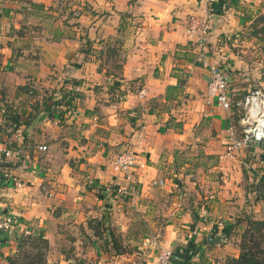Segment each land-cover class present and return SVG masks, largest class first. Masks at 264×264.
I'll list each match as a JSON object with an SVG mask.
<instances>
[{
  "label": "crops",
  "instance_id": "obj_1",
  "mask_svg": "<svg viewBox=\"0 0 264 264\" xmlns=\"http://www.w3.org/2000/svg\"><path fill=\"white\" fill-rule=\"evenodd\" d=\"M211 6L199 46L185 19L203 0H0V145L19 150L0 154V214L17 221L0 231V264L23 230L55 250L75 227L83 235L58 264H157L159 250L189 239V264L238 256L243 216L264 218L257 196L249 205L243 157L262 161L264 149L218 158L237 115L206 98L208 66L226 72L237 98L264 90V0ZM126 144L134 196L113 198L122 179L111 160Z\"/></svg>",
  "mask_w": 264,
  "mask_h": 264
},
{
  "label": "built area",
  "instance_id": "obj_2",
  "mask_svg": "<svg viewBox=\"0 0 264 264\" xmlns=\"http://www.w3.org/2000/svg\"><path fill=\"white\" fill-rule=\"evenodd\" d=\"M130 1L136 2L137 0ZM203 2V10H200L198 14H189L185 19L187 35L199 46H203L208 37L213 13L211 0H203ZM208 68L210 77L206 86V98H212L215 104L223 110L232 108L237 115L236 125H229L223 132L224 140L218 158L225 160L231 158L237 150L264 140V90L260 87H254L237 98L229 89L226 72L214 62L210 63ZM138 93L139 96L144 95V90H140ZM111 96L115 102L121 100V95L116 92H112ZM61 105L64 106L62 101ZM133 147L134 145L126 144L111 160L112 170L114 173L119 174L122 179L119 185L109 188L113 198H131L134 196L133 174L136 167V156ZM43 149L44 146L42 145L37 147V150ZM18 151V149L0 145V154L4 157H17ZM161 183V181L153 180L151 184L161 185ZM261 183L264 191V178ZM14 186H19L17 181H14ZM16 222L13 215L0 214V231L10 230ZM202 222L204 223L205 219L202 218ZM22 234L29 235L26 230H23ZM171 252V249L159 250L155 255L156 263L168 264ZM46 264L58 263L49 262ZM111 264L115 263L112 261ZM210 264H220V262L214 260L210 261Z\"/></svg>",
  "mask_w": 264,
  "mask_h": 264
},
{
  "label": "trees",
  "instance_id": "obj_3",
  "mask_svg": "<svg viewBox=\"0 0 264 264\" xmlns=\"http://www.w3.org/2000/svg\"><path fill=\"white\" fill-rule=\"evenodd\" d=\"M260 144L261 148L264 149V140L260 141ZM263 178L264 173L255 182L252 193L264 202V191L261 186ZM242 221L243 227L239 230L237 240L239 253L237 257L229 259L228 264H264V218L255 219L251 215H246L243 216ZM231 227L233 226L230 225L225 228L226 233ZM186 243V246L182 248L175 247L172 249L168 264L170 262L172 264L190 263L195 252H193L191 240L189 239ZM16 245L15 252L6 256L5 264H46L45 251L40 250L42 246L46 247V243L40 234H20L16 238Z\"/></svg>",
  "mask_w": 264,
  "mask_h": 264
},
{
  "label": "rangeland",
  "instance_id": "obj_4",
  "mask_svg": "<svg viewBox=\"0 0 264 264\" xmlns=\"http://www.w3.org/2000/svg\"><path fill=\"white\" fill-rule=\"evenodd\" d=\"M260 154H262V153H260ZM256 157H258V158H255V161H253L254 158H248L247 154H245L244 157H243L246 160V162H247L245 165L248 167V168H245L246 170L244 169L246 172H248V174H245V175L250 178V181H248V184H246L247 186H245L247 193L251 192V189L254 187V184L257 181V179L264 173V171H262L264 169V166H263L264 165V155H263L262 158H260V159H262V161L259 160V153H257ZM251 164L254 165L252 170H251ZM254 180H255V182H254ZM253 195H255V194L252 193V194H249V196H248L249 205H254L255 200H254ZM258 199L259 200L256 201V202H259L258 203L259 207H258V210H256V212L260 213V205H261L262 209H264V205H263L262 201L260 200V198H258ZM78 232L81 233V234L83 233L81 229H77L76 227L71 229V230H69V228H67L65 231H62V233L60 234V237H58L57 240H55V243H54L55 244L54 245L55 250L52 249V247H51L52 245L50 246L47 243V240L43 238L45 240L46 247L44 248L42 246V248L40 250L41 251H43V250L45 251V258H47L46 256H50L53 259H55L56 260L55 263H57L58 258L60 256L59 253H58L59 250L61 251L63 256H69V255L72 254L71 252H72V250L74 248L73 243L75 242L74 241L75 240V238H74L75 235L73 233H78ZM234 235H237V240H238V234L235 233ZM81 241H82V239H81Z\"/></svg>",
  "mask_w": 264,
  "mask_h": 264
},
{
  "label": "water",
  "instance_id": "obj_5",
  "mask_svg": "<svg viewBox=\"0 0 264 264\" xmlns=\"http://www.w3.org/2000/svg\"><path fill=\"white\" fill-rule=\"evenodd\" d=\"M205 239L208 242V244L211 245L214 242H217L220 239V236H213V237H211L210 235H207Z\"/></svg>",
  "mask_w": 264,
  "mask_h": 264
}]
</instances>
